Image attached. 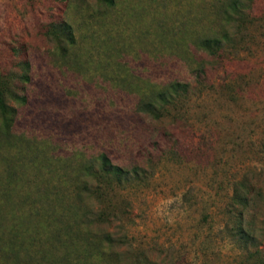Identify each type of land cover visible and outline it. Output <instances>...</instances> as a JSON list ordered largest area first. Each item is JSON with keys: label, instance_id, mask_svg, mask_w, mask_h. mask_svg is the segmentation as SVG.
Masks as SVG:
<instances>
[{"label": "rangeland", "instance_id": "obj_1", "mask_svg": "<svg viewBox=\"0 0 264 264\" xmlns=\"http://www.w3.org/2000/svg\"><path fill=\"white\" fill-rule=\"evenodd\" d=\"M233 3L0 0V78L25 98L0 131V264H264V0ZM174 80L160 119L136 110ZM102 153L144 174L97 195Z\"/></svg>", "mask_w": 264, "mask_h": 264}, {"label": "trees", "instance_id": "obj_2", "mask_svg": "<svg viewBox=\"0 0 264 264\" xmlns=\"http://www.w3.org/2000/svg\"><path fill=\"white\" fill-rule=\"evenodd\" d=\"M111 2L112 0H105ZM234 6L237 7V0H234ZM233 7V6H231ZM70 26L62 25L57 28L53 27L50 31L52 37L55 39L58 45V49L62 53V55H67V48L63 45L62 41H67L69 44L74 43L73 35L70 33ZM222 36L226 37V33ZM220 41L219 37H204L198 38L197 44H199L202 48L208 50L212 54L217 52L218 42ZM27 66V64H26ZM26 68V67H25ZM198 71L196 76L199 77L202 71V67L199 66L195 69ZM189 84L188 82L174 80L171 81L161 87H157L149 94H146L140 97L136 104V110L142 113L148 114L153 119H160L164 115V110H166L169 105H176L177 101L188 91ZM6 86L3 85V78H0V112L2 115V120L0 121V131L2 132V139L4 143L8 142L9 130L14 123L16 116V109L13 106H10L6 103V96L9 95L12 98H15L18 103H22L25 101L23 96L20 97V94H13L11 88L8 90L9 94H5L7 91ZM101 168L98 171L94 172L95 179L98 180V184H96L95 193L97 195H104L99 189H101V185H105L109 189L112 188L114 191L115 187L119 185L122 181H135L140 179V176L144 174V170L141 166L133 165L130 169L129 167H124L119 164L112 163L108 156L105 153L100 154L99 156ZM115 183V184H114ZM85 184H83V188L85 189ZM254 185L252 181L248 179H242L235 184L233 188V198L232 200L236 202L238 205L242 207H246L251 202V196L247 195L252 191ZM106 195V194H105ZM248 230H240L239 233L243 234L246 237H249ZM141 264V262L139 263Z\"/></svg>", "mask_w": 264, "mask_h": 264}]
</instances>
